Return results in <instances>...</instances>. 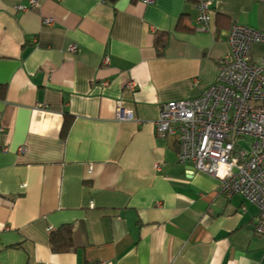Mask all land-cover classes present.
<instances>
[{"label":"crops","instance_id":"obj_1","mask_svg":"<svg viewBox=\"0 0 264 264\" xmlns=\"http://www.w3.org/2000/svg\"><path fill=\"white\" fill-rule=\"evenodd\" d=\"M198 1L0 0V264H264L256 206L155 133L164 103L215 80L233 23L264 30V0H209L206 29Z\"/></svg>","mask_w":264,"mask_h":264},{"label":"built area","instance_id":"obj_2","mask_svg":"<svg viewBox=\"0 0 264 264\" xmlns=\"http://www.w3.org/2000/svg\"><path fill=\"white\" fill-rule=\"evenodd\" d=\"M140 1L148 4L154 0ZM35 4L36 0H29L27 6L17 9ZM195 8L197 27L206 29L211 20L210 1L199 0ZM44 23L51 24L52 19L45 18ZM226 42L228 52L219 61L215 80L195 97L164 103L155 133L175 138L178 163L190 162L192 171L216 178L227 198L239 194L254 204L253 232L264 238V56L259 62L250 58L251 46L264 43V30L233 23ZM75 49L70 47V51ZM126 88L133 90L134 83L127 82ZM115 116L133 118L120 101Z\"/></svg>","mask_w":264,"mask_h":264},{"label":"trees","instance_id":"obj_3","mask_svg":"<svg viewBox=\"0 0 264 264\" xmlns=\"http://www.w3.org/2000/svg\"><path fill=\"white\" fill-rule=\"evenodd\" d=\"M114 1V0H111ZM164 39H156L157 45V54H160L163 50ZM68 127V122L65 121V124L62 127V134L66 133ZM49 242L51 249L55 252L68 251L73 247L72 243V228L70 224H63L59 226L56 230L52 231L49 236Z\"/></svg>","mask_w":264,"mask_h":264}]
</instances>
